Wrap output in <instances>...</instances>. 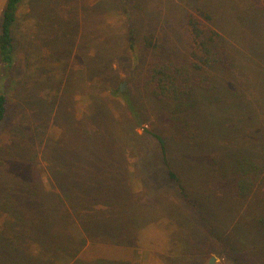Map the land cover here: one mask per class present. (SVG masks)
I'll return each mask as SVG.
<instances>
[{
	"label": "rangeland",
	"instance_id": "374dc122",
	"mask_svg": "<svg viewBox=\"0 0 264 264\" xmlns=\"http://www.w3.org/2000/svg\"><path fill=\"white\" fill-rule=\"evenodd\" d=\"M194 9L210 17L222 46L221 64L207 72L215 93L197 91L181 102L146 96L141 84L150 55L142 37L154 34L184 65L191 48L186 16ZM13 31L16 62L6 73L0 69V92L9 99L0 124V234H10L11 203L20 205L23 194L49 196L62 217L54 231L69 237L73 249L28 243L24 257L39 254L30 264H46L51 252L56 259L49 264H209L212 258L264 264V184L240 199L231 177L244 157L264 175L259 0H24ZM116 88L119 95L111 92ZM144 129L164 140L194 208L169 180L158 142ZM69 162L81 172L88 166L85 178H74L79 187L121 184L123 203L133 211L110 193L89 202L88 214L83 204L70 205L63 192ZM8 248L0 244V264H11Z\"/></svg>",
	"mask_w": 264,
	"mask_h": 264
},
{
	"label": "trees",
	"instance_id": "16d2710c",
	"mask_svg": "<svg viewBox=\"0 0 264 264\" xmlns=\"http://www.w3.org/2000/svg\"><path fill=\"white\" fill-rule=\"evenodd\" d=\"M23 2L24 0H6L1 14L0 69L3 70V73H6L7 70H10L16 62L13 29L18 17L19 8ZM259 2L260 10L264 15V0H259ZM186 30L191 42V48L188 52V56L184 65L179 64L167 51L166 47L162 44H159L155 40L154 34H145L142 37L141 44L143 50L150 55L148 57L147 62L145 63L144 78L141 84L142 92L146 96H150L156 99L171 98L176 102H181L182 98L190 97L197 91H200V93L202 94L204 92H211L212 94V92L215 91L214 84L209 79L207 72L208 70L219 66L222 62V46H220L219 43L218 32L210 23V17L200 9H194L187 13ZM256 32H261V30L259 29L258 31L257 28V31H255V33ZM261 42V45H264V40H262ZM258 43L259 42L255 43V47L258 46ZM255 47L249 48L251 53L255 52ZM138 60L139 57L136 56V61ZM96 61L97 59H93V62ZM260 65L261 68H264V61L261 60ZM104 71L106 73L108 72L107 69H104ZM102 73L95 74L102 75ZM121 90V88H116L113 90L111 89V92L113 95H119ZM216 94H218V92ZM125 101L127 102L130 111L133 113V117L136 119L137 115L134 111L131 101L128 98H125ZM196 102L189 103V106L194 105ZM210 102L212 104V100L209 101V103ZM8 109L9 99L3 92H0V124L7 117L9 113ZM144 133L150 135L158 142V148L162 156L161 162L167 168L166 174H168L169 180H172L179 185L182 200H185L186 204L194 208L195 206L192 205L193 203L188 202L187 200V195L179 182V177L171 169V166L168 163L167 149L164 140L160 136L155 135L154 133H151L146 129H144ZM103 138L104 137H102L100 140L101 143L103 142ZM102 145H105L104 142L100 146ZM77 149L78 150L76 151L75 155H73L72 157L80 155V147ZM242 159L243 162L239 163V165L241 166H239V168H237L236 170L232 169L231 176L234 179L232 189L235 192L236 196L240 199H244L251 195L257 182L260 185L262 183L264 184V175L261 176L260 172L258 171L259 168L257 167V165L254 164L251 159H248V157H244ZM99 160L102 161V158H100ZM71 161L72 163H74L73 159ZM72 163L69 162L70 167H66L65 172L67 173L63 176V181L65 182L63 184V187H66L63 192L64 196L71 200L72 204L70 203V205L77 207L75 205H77L78 203H80V205L83 204L84 206L82 209L86 212V209H89L87 208L89 202L92 201L93 203V200L99 198L105 199L102 196L104 194L110 193L111 196H113L114 198L116 196L121 198L120 202L122 203V206H125V210L129 208L126 211H133V207H131L130 209V205L123 203V201H126V199L123 198V195L125 194L124 191H122L121 184L100 187L95 182L90 184L87 183V189L85 185L79 187L78 184L75 182L74 178H85V175L88 174V166H85V168H83V171L81 172L78 166ZM76 169L77 173L75 172V175L74 170ZM97 170L99 175V171L102 170L100 168ZM148 177L151 178V176ZM102 178L103 176H101L100 179ZM90 181H93V179L90 178ZM162 186L164 187L163 184ZM73 189H78L80 194L78 196H75L72 193ZM88 189H90L88 193L90 194L91 192L89 196L87 193ZM151 191L155 193L154 190L151 189ZM151 191L148 190V193ZM22 197L23 198L21 199L20 205H18L16 201H14L13 204L11 203V208L14 212L13 216H11V220H9L8 222L10 234H7L6 237L0 234V244L9 245L8 249L11 253L12 258L11 264H30L31 261L33 262L38 260L39 254L24 257L25 255H23L21 252L26 249L27 245L33 243H38L39 245L40 243L44 244L49 249H53L51 251L59 250L58 248L65 245L64 243H66V245L69 244V247L64 246L63 251L69 249V252L71 253L73 249L70 246L71 240L69 239V237L65 236L62 232L54 231L55 224H58V221H61L62 217L59 216V213L56 214V203L53 202V198L49 196L33 197L32 195L30 196L26 194H23ZM73 202H75V204ZM7 203L8 202H5V207ZM30 208H32V215L28 212V209ZM125 213L122 215L121 218L125 216ZM86 214L88 213L86 212ZM262 220L263 218L262 216H260L259 221ZM129 226L130 225L119 227L115 229L113 233H115V235H119L123 228L127 229ZM103 232L105 231L103 230ZM127 232L128 234L130 233L131 236L134 233V231ZM127 232L125 234L124 239H128V237L130 236L127 235ZM50 238H52L51 241ZM57 245L58 247H56ZM19 246L23 247V249H19ZM38 251L40 252V250ZM55 259L56 257L53 256V252H51L50 258L44 261L46 262V264H49ZM111 263L127 264L120 261H111Z\"/></svg>",
	"mask_w": 264,
	"mask_h": 264
},
{
	"label": "water",
	"instance_id": "95a60500",
	"mask_svg": "<svg viewBox=\"0 0 264 264\" xmlns=\"http://www.w3.org/2000/svg\"><path fill=\"white\" fill-rule=\"evenodd\" d=\"M209 264H214V263H213V258L210 260Z\"/></svg>",
	"mask_w": 264,
	"mask_h": 264
}]
</instances>
